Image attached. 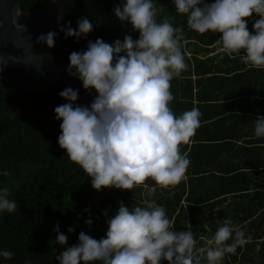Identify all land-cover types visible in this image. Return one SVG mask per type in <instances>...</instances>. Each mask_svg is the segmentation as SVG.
I'll return each mask as SVG.
<instances>
[{
    "label": "clouds",
    "instance_id": "obj_1",
    "mask_svg": "<svg viewBox=\"0 0 264 264\" xmlns=\"http://www.w3.org/2000/svg\"><path fill=\"white\" fill-rule=\"evenodd\" d=\"M172 4L186 16L191 30L220 33L217 42L225 54H236L245 65L264 69V0H172ZM112 11L118 21L138 32V38L125 35L109 44L98 37L85 50L69 54L66 71L84 90H94L95 96L83 106L75 104L77 90L66 87L58 93L66 102L53 109L60 121L57 144L87 174L94 190L142 186L144 199L132 208L119 203L106 221L104 237L97 240L81 231L77 243L64 248L56 260L58 264H199V258L194 259L191 225L185 223L184 231L173 230L164 207L152 199L156 186H176L186 179L190 160L180 146L188 144L200 126L198 107L176 115L169 106L174 99L171 80L188 69L180 28L168 19L157 21L156 0H119ZM253 15L259 19L250 33L245 18ZM92 28L87 18H81L75 29L69 23L61 31L66 38L80 39ZM55 36L49 31L38 35L36 42L52 48ZM254 134L264 137V117L255 119ZM8 175V170L0 169V176ZM148 179L154 184L145 183ZM17 206L11 190L0 186V213H13ZM84 223L91 227L92 220ZM52 230L54 242L65 245L67 236L59 225ZM73 230L67 228L68 233ZM249 239L225 219L209 246L197 251L206 264H221L226 254H234ZM13 256L0 247V264Z\"/></svg>",
    "mask_w": 264,
    "mask_h": 264
},
{
    "label": "trees",
    "instance_id": "obj_2",
    "mask_svg": "<svg viewBox=\"0 0 264 264\" xmlns=\"http://www.w3.org/2000/svg\"><path fill=\"white\" fill-rule=\"evenodd\" d=\"M45 1L20 0L19 4L22 11H30ZM57 2L65 15L50 30L56 33L54 46L48 48L42 42H35L31 48L34 53H48L54 58L61 68L57 84L47 91H37L33 96L23 98L16 84L0 80V169L9 172L8 176H0V186L11 190V198L18 205L13 213H0V247L14 253L6 264H22L26 260L58 264L56 256L67 246L77 243L81 231L99 240L107 230L109 217L99 201L107 197L104 192L111 191L106 188L91 190L87 174L59 148L60 121L55 118L53 109L66 102L58 95L66 87L78 91L77 105L88 106L95 96L94 90H84L81 82L66 71L71 52L85 50L88 42H94L98 37L109 44L116 39L123 40L125 35L135 40L138 32L114 16L112 10L119 0ZM209 2L211 0H205V3ZM156 4L157 21L168 19L174 27L180 28L181 48L188 65L187 71L170 82L174 97L169 105L172 111L179 115L190 110L194 107L193 94L197 93L200 95L197 102L208 109L206 118L200 120L198 127L204 125L211 129V133L207 132L208 140H217L220 145L241 139H247L246 144L264 143V137L255 136L252 130L257 116L264 117V69L245 65L236 54L229 56L224 53L217 62L214 60L218 53L208 55L207 51L205 55H199L196 50L205 51L215 46L221 34L211 31L200 34L191 30L186 16L175 11L172 0H156ZM81 18H87L93 24L92 30L80 39L66 38L61 29L69 23L75 29ZM253 23H247L250 33ZM182 32L184 37H181ZM184 45L191 50L190 55ZM195 107L200 108V105ZM186 154L190 160L191 153L188 151ZM252 167L259 168L256 165ZM219 168L200 171L189 165L187 179L178 185L167 188L156 186V189L167 191L168 197L161 195L152 199L167 207L165 212L173 221V230L184 231L185 223L191 225L196 239L194 259L198 257L199 264H206V260L197 250L205 248L202 244L213 237L225 219H231L233 225L242 229L250 239L238 246L234 254H226L221 264H264V182L249 187L246 183L249 173L245 168L251 167L233 166L232 172L226 174L218 173ZM205 172L212 173L206 176ZM199 179L214 182L215 186L198 190L193 181ZM230 179L236 183L235 187L224 182ZM145 183L154 184L151 179ZM182 198L187 203L188 214L181 208ZM122 199L126 206L131 207L143 201L140 195L137 200L131 195ZM172 201L174 208L169 207ZM207 205H218L214 212L217 220L197 219L201 217L199 210ZM86 219L92 220L91 227L84 223ZM55 225H59V231L67 236L63 246L54 242L56 233L52 229ZM70 226L74 230L68 233ZM161 264L167 262L161 261Z\"/></svg>",
    "mask_w": 264,
    "mask_h": 264
},
{
    "label": "water",
    "instance_id": "obj_3",
    "mask_svg": "<svg viewBox=\"0 0 264 264\" xmlns=\"http://www.w3.org/2000/svg\"><path fill=\"white\" fill-rule=\"evenodd\" d=\"M19 1L0 0V62L4 61L0 80L16 84L20 95L28 98L37 91H47L60 79L61 68L54 58L48 53H34L31 48L38 35L63 20L65 12L57 0H47L30 11H22Z\"/></svg>",
    "mask_w": 264,
    "mask_h": 264
},
{
    "label": "crops",
    "instance_id": "obj_4",
    "mask_svg": "<svg viewBox=\"0 0 264 264\" xmlns=\"http://www.w3.org/2000/svg\"><path fill=\"white\" fill-rule=\"evenodd\" d=\"M221 57H219V55L216 56L214 62H217ZM198 96L200 95L197 93L193 94V104L194 106L196 104L200 105V108L199 107L198 108L201 112V117H200V120H201V119L206 118V115L208 114V109L203 106L201 107V104L197 102ZM198 129H196L195 137L191 138L188 144L181 145L182 153H187L188 151L189 153H191L190 165H192L193 168H196L202 171V170H208V169L214 170L215 168H217V166H220L218 173L226 174V173L232 172L231 170L233 169L231 168L233 166L240 165V166H245V167H251V168H245L247 169L246 173H249L247 175L248 181L246 182L249 185V187L251 188L253 187L252 185H257V184H260L261 182H264V166L261 167V165H264V143L246 144L245 141L247 139H241L239 141L237 140L230 144L227 143V144L220 145L217 140L215 142H213V140H208L210 138H208L209 136H207V132L211 133V129H207V126L203 125V127L201 126ZM196 135L198 136L197 140H195ZM252 165L259 166V168H254L252 167ZM213 172L217 173L215 171ZM210 174H206L205 172L204 175L208 176ZM228 178H232V176H228ZM186 179H187V176H186ZM209 182L202 181V180L193 181V183L196 185V188L198 190L215 186L214 182H211V181ZM224 182L234 187L236 185L233 179H230V181H224ZM180 203H181V208L185 210L186 213L188 214L189 212H188V209L186 208L187 203L184 200V198L181 199ZM217 207L218 205L217 206L207 205L205 208H203V210L202 209L199 210L198 208L199 210L198 215L202 217L214 215L215 209ZM204 220H207V219H204Z\"/></svg>",
    "mask_w": 264,
    "mask_h": 264
},
{
    "label": "rangeland",
    "instance_id": "obj_5",
    "mask_svg": "<svg viewBox=\"0 0 264 264\" xmlns=\"http://www.w3.org/2000/svg\"><path fill=\"white\" fill-rule=\"evenodd\" d=\"M245 19H247V21L249 20L248 23H252V22H255L256 19H259V17L256 16V15H253L252 17L245 18ZM178 35H179V33H178ZM181 37H184L183 36V32H182ZM180 40H182V39H180ZM185 44H188V43H185ZM184 48L186 49V52H188V55H190L191 50L187 48V45H184ZM207 51H208V54H210V55H214V54L218 53L219 57H221L225 53L222 50V46L219 43L216 44L215 46L213 45L212 47L208 48L207 50L205 49V51L202 50V49L196 50V52L199 55H205V53ZM216 61H217V59H216ZM138 189L137 188H133L131 190H126L125 192H122V191H120V189L118 191H116L115 188L106 187V190H109L111 192H108V193L104 192V194H106L107 197L103 198L102 200L99 201L100 205L102 206L104 211L106 210V212H107L106 214H108V217L110 218L116 213L119 203H121V202L124 203V201L122 199L123 197L127 198L128 196L131 195V197H134V199L137 200L138 195H140L141 198L144 199V192H145L144 190L145 189L143 187L142 188H138ZM91 190H94V189L91 187ZM161 195H164L165 197H168L169 193L167 194V191L162 190L161 188H157L153 197H154V199H156V198L160 197ZM121 196H123V197H121ZM137 205H138V203H137ZM174 206H175V204H174L173 201L169 203V207L170 208H174ZM129 207L132 208L131 206H129ZM162 207H164L165 210L167 209V207H165V206H162ZM202 210H203V208H202ZM197 211H198V209L195 210V212H197ZM197 219L198 220H200V219H202V220H204V219H207V220L215 219V220H217L218 218L217 217L215 218L214 215H209V216H203V217L201 216V217H198ZM210 240L211 239H208L206 241V244H202V245H204L205 248L208 247L209 246L208 241H210ZM198 253H200V252H198Z\"/></svg>",
    "mask_w": 264,
    "mask_h": 264
}]
</instances>
